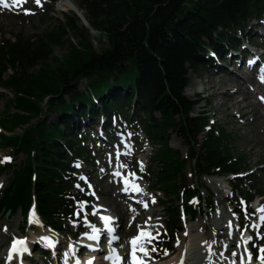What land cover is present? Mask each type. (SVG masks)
Returning a JSON list of instances; mask_svg holds the SVG:
<instances>
[{
	"label": "trees",
	"instance_id": "16d2710c",
	"mask_svg": "<svg viewBox=\"0 0 264 264\" xmlns=\"http://www.w3.org/2000/svg\"><path fill=\"white\" fill-rule=\"evenodd\" d=\"M79 9L87 27L70 12L36 35L0 32V90L12 95L0 92V146L24 157L0 165V177L9 172L0 220L18 210L24 218L33 205L44 228L72 234L78 206L89 200L77 188L86 190L75 167L93 160L81 130L86 122L105 134L125 123L154 148L146 177L166 197L160 244L167 250L180 231V209L191 220L212 211V193L200 186L205 177L226 180L239 218L241 202L250 212L248 204L264 195L262 182L248 174L247 155L230 134L205 115L191 116L200 97L190 100L184 91L190 72L252 42L250 23L264 19V0H79ZM92 32L106 39L105 49H94ZM58 46L66 49L62 59L53 55ZM171 132L187 147L185 158L170 147Z\"/></svg>",
	"mask_w": 264,
	"mask_h": 264
},
{
	"label": "rangeland",
	"instance_id": "374dc122",
	"mask_svg": "<svg viewBox=\"0 0 264 264\" xmlns=\"http://www.w3.org/2000/svg\"><path fill=\"white\" fill-rule=\"evenodd\" d=\"M60 1L61 0H56L55 4H52L50 0H41V6H37L34 2H28L21 9L20 5L22 3L20 4V2H18L17 4L13 3L15 6L11 10H3L0 8V32L4 33L6 38H9V35H14L19 32H23L24 35H36L48 30L56 23L57 19L61 20L62 14H69L70 12L80 20L82 25L87 27L86 22L84 23L85 19L82 18L84 21L81 20L77 16V12L67 9L62 10L59 7ZM70 1L79 9V0ZM51 5L53 7V12L46 14ZM25 12H30L32 14H25ZM250 26H254L255 28L252 38L253 44L252 47H249V50L257 53L259 62L262 64L264 63V19L259 23L253 21L250 23ZM92 40L93 47L97 52L106 48V39L102 35L92 32ZM243 53V55L239 54L237 51L229 53V55L223 58V62L220 61V64L217 63L218 61L214 63L217 67L214 66L215 68L213 69L212 67H208L203 71H198L196 74L190 72L188 74V84L185 88L184 95L190 100H196L198 96L200 97V102L193 107L191 116L196 117L205 115L208 117L209 122L213 123L215 128L219 127L230 134L234 140L235 147L239 151H244L247 155L249 165L251 166V172L260 179L262 186H264V102L260 99V97H264V84H258L254 77V72L258 67H254L251 72L247 68L248 60L246 56H252V54L249 51ZM65 54L66 49L64 46H58L53 49V55L58 57V59L64 58ZM234 56L235 58H233ZM240 59L243 60L241 67L238 66ZM231 74L236 78L234 81L235 83L231 82V85L225 87V84L232 78L229 77ZM236 76H238L240 80L237 79ZM80 88L82 89V87ZM191 91H194V94H192ZM0 92L4 93L8 98L12 97V95L6 91L0 90ZM235 103H239L240 106L244 107L245 116H243L238 108H232ZM2 111L3 102L0 105V112ZM93 123L86 122L82 125L81 129L87 135V146L91 151L93 160L87 162L81 158L75 162L80 178H84L81 179V182L87 187L85 191L87 192L86 195L89 202L87 205L80 207V222L71 223L70 225L72 226V234L78 229L80 230V228L84 229V234L75 239L76 243L75 247H73L72 234L62 237L50 230L43 229L39 225L23 226V215L21 211L18 210L15 214H7L0 220V238L3 243L0 248V264L6 261H4V257L6 252L11 249L15 238L26 240V242L30 243L31 247L30 257H27V260L21 259V261H17L19 264H77V261H80L81 264V262L87 258L86 256H88L85 254L86 252L84 251L83 244L87 243V238L93 235V228L96 230L100 227L102 228L100 222L101 213L96 212V207L105 205V213L111 216L115 214L108 207L107 201L118 194L120 191V183L119 179L111 176V173H113L112 162H114V160L111 159H118V161L122 162L121 165L124 167L129 166L125 172L126 177L130 176V179H134L138 183L140 182L143 184L144 193L150 198L151 202L155 201L153 202L155 205L150 204L151 208L145 207L144 210L146 223L156 224L159 227V229L153 233V235H155L158 232L159 236L156 240L152 241L151 247H155L156 251H150L152 259L148 264H168V262L170 264V261L173 259H176V262L179 261L178 263L180 264L181 260L183 264H187L186 260L189 246L193 245V243L194 245L196 244L195 246L198 251L206 244H211L215 256L221 258L219 253L223 252V258L228 260L231 264L232 260L239 261V257L244 255L243 249L247 248V245L248 247L254 245L258 237H255L254 240L252 238V240L245 245L241 241V230L238 231L237 228H239V224L243 222L242 228H245L246 225L249 226L242 231L244 237L246 238L255 234L256 229H253L250 225L253 223L257 224L256 221H258L257 217L259 215L257 209L264 207V195L260 198L253 199L251 204L248 205L251 214H248V211L245 212V210H241L243 216L239 218L235 214L236 208L233 203L234 199H232V195H229V186L226 180L222 177H205L202 179V184L200 186L204 195H207L208 191L212 193V198H214L212 211H207L205 209L207 216H197L195 220H189L188 215L184 213L186 217H181L180 231L177 233L171 245V249L166 250L164 246L160 244V241L167 234L166 212L160 203L161 201H165L166 197L158 188H151V184L147 181V178H145L146 170L150 167L151 158L154 157L155 154L154 148L146 142V137L141 131H138L133 139L135 144L131 142L132 136L129 132L120 135L119 130L126 128L125 124L115 129L117 132H113L110 136V140L105 141V134L102 129H100L101 126ZM16 132H19V129H16ZM120 142H122L123 145L125 144L127 148L118 150L115 143H119L118 145H120ZM169 145L172 149L178 150L182 158L186 157L188 153L187 147L184 146L181 139L173 132L169 134ZM10 151V147L4 145L0 146V161L9 157L11 158L9 163L13 161L12 163L16 162L18 165L24 157L18 155L16 158H13ZM115 153H125V161H122L120 156L116 158ZM4 163L6 162H0V165ZM132 172H135L134 176ZM189 172L190 168L187 166L185 174H187V178L190 179ZM143 177L146 180H143ZM8 178L9 172H5L1 175L0 192L3 186H6ZM194 181V178H191L190 183ZM146 187L149 188V191L145 190ZM170 197L173 200L176 199L173 195ZM139 199L140 197L137 199V209L143 208V203H140L141 201ZM127 202H129V208L132 212L134 203L130 201ZM258 202L259 204H257ZM179 211L182 213V209ZM151 213H154V216H151ZM135 214L136 211L132 212L131 216L124 218L125 223L123 227L126 224L124 229L126 228L127 230L125 229L124 232L120 230V233H116L118 237L116 244L120 245L121 249L125 252L127 251V243L138 235L139 229L144 225L143 223H137L135 228L128 230V223L129 225L135 223ZM246 214L248 215L247 219L245 218ZM230 222L232 224V238L228 236L230 231L228 225ZM22 229L23 231H21ZM45 238L55 246L54 251H52V249L47 250V248L44 247V245H47L45 243ZM100 238L98 242L100 252L92 256V260H94L93 264H106L100 261V258L103 259L104 252L102 249H104V247H106L109 253V249L104 241V236ZM213 241H215V243H212ZM237 243H241V248H237ZM77 244H79V246H77ZM225 245H227V248H225ZM39 250H43V254L40 253ZM232 251H237L238 256L232 257ZM165 252H167V254H165ZM258 255H260V253ZM69 256H72V258L69 259ZM128 256L129 252H126L121 258L124 262H127ZM252 264H260V261L255 258Z\"/></svg>",
	"mask_w": 264,
	"mask_h": 264
},
{
	"label": "bare ground",
	"instance_id": "6f19581e",
	"mask_svg": "<svg viewBox=\"0 0 264 264\" xmlns=\"http://www.w3.org/2000/svg\"><path fill=\"white\" fill-rule=\"evenodd\" d=\"M7 1V4H10L11 6H14L13 5V0H6ZM4 3H5V1H4ZM1 5V4H0ZM59 7L62 9V10H65V9H67V10H72V11H74V12H77V14L81 17V18H83L84 19V17H83V14H82V11L81 10H79L78 8H77V6L74 4V3H72L70 0H61L60 2H59ZM255 55L257 54V53H254ZM250 61H254V63H250ZM259 61V57L257 58V55H256V57H252L250 60H249V62L247 63V68H248V70L251 72L253 69H254V65L257 63ZM244 62H245V60H244ZM239 64H238V66L239 67H241L242 66V64H243V60L242 59H240V61L238 62ZM246 68V67H245ZM229 77H232V78H230V80H229V82L227 83V84H225V87H227V86H229V85H231V82H234L235 80H236V78L233 76V74H231V76H229ZM237 77V79H239L240 80V78L238 77V76H236ZM227 81V80H226ZM226 81H225V83H226ZM235 83V82H234ZM221 88V87H220ZM237 92H238V90H237ZM236 92V93H237ZM191 93L192 94H194V91L192 92L191 91ZM217 94V93H216ZM217 96V95H216ZM218 96H220V95H218ZM230 97V96H229ZM235 99V98H234ZM244 100H245V98H244ZM243 100V101H244ZM235 101V100H234ZM228 102V101H227ZM245 104H246V102H245ZM234 107H236V108H238L239 110H240V112L243 114V116H245V114H244V107L243 106H240L239 105V103L238 104H236L235 103V105H233V107L232 108H234ZM232 108H230V109H232ZM252 108V107H251ZM254 109V108H253ZM229 110V109H228ZM257 112H258V110H257ZM253 115V114H252ZM241 116V115H240ZM255 116V115H254ZM121 158L123 159V160H125V156H121ZM121 168V169H120ZM119 169H117V170H122V171H124L125 169H123V167H120ZM117 170H115V171H117ZM120 173H121V171H120ZM105 177H106V175H105ZM117 177V176H116ZM118 178V177H117ZM125 180H128L129 182H130V184H132V183H134L135 185H138L139 186V188L140 189H142V191L141 192H139V193H137V192H135V193H137V195H132V191L133 190H129L128 191V193H130V196H125L126 195V193L127 192H125L124 190H120L119 192H118V194H116L114 197H112L109 201H107L108 202V207L111 209V211L112 212H114L115 214H113L112 216L111 215H109L108 213H105L104 211V209H106V206L105 205H103V206H99V207H96L97 208V210H96V212H98V213H101L100 214V216H101V218H100V222H101V225H103V219H102V217H109V218H111V221H112V223H113V225H117V227H118V229H119V231H118V233H120V230H121V232H124L125 231V229H124V227L126 226V224H125V226L123 227V225H124V223H125V221H124V218H126V217H128V216H131V214H132V212H134V211H136V214H135V217H134V224H131V225H129V223H128V227H129V229L128 230H131V229H133V228H135V225L137 224V223H143L144 225H145V223H146V215H145V213H144V209H137V203H138V198L140 197V203H145L146 205H148L149 206V204H151V205H155L153 202H151V200H150V198L144 193L145 191H144V185L143 184H141L140 182L138 183L136 180H134V179H130V178H124V179H121L120 178V181H119V183L121 184L123 181H125ZM145 190L146 191H149V188L148 187H146L145 188ZM125 197V198H124ZM126 199H129L128 201H130L131 203H134V205H133V210L134 211H132L131 212V210H130V208H129V202H127L126 201ZM139 203V204H140ZM107 204V203H106ZM141 205V204H140ZM151 216H154V213H151ZM148 221V220H147ZM148 225H150V226H154V227H149V231H151L152 232V234L156 231V230H158L159 229V227L156 225V224H150V223H147ZM144 225H143V227H144ZM142 227V228H143ZM103 228L104 227H102L101 229L99 228L98 230H97V233H104V230H103ZM127 230V229H126ZM121 236V235H120ZM32 240V239H31ZM33 241V240H32ZM114 241H116V239L114 240ZM113 241V242H114ZM113 242H112V244H113ZM3 243H2V239L0 238V248H1V245H2ZM111 244V245H112ZM92 245V244H91ZM114 245H116V244H114ZM196 245V244H195ZM194 245V243H193V245H190L189 246V251H188V254H187V264H209V260H211V262H212V264H230V262L228 261V260H226L225 258H223V257H221V258H217L216 256H215V254L214 255H212V256H209V254H208V245L206 244L204 247H202L201 249H200V251H198V249H197V247ZM27 247H29L28 248V251H27V253L29 254V255H31V251H30V249H31V247H30V243L28 242H25L24 243V248H26L27 249ZM115 252L116 253H118L119 254V256L120 257H122V256H124V254L126 253V252H130V243L128 242L127 243V251L125 252L124 250H122L121 249V247L119 246V247H117V246H115ZM211 250H212V247H211ZM25 250H23V252H24ZM22 252V253H23ZM112 252H113V249L111 248V249H109V255L111 256L112 255ZM213 253H215L214 252V250L212 251ZM10 253H11V250H9V252L7 253V255L9 256V257H11L10 259H7L3 264H14L15 263V260H14V257L15 256H19V258L22 256V253H21V255L20 254H18V252L16 253H11V256H10ZM243 253V252H242ZM94 254H92V256H93ZM90 256V255H89ZM72 258V256L71 257H69V259H71ZM60 259V258H59ZM89 260H91V259H86V262L87 261H89ZM174 261L176 260V259H173ZM173 260H171L170 262V264H178V262H174ZM217 261V262H216ZM58 262V261H57ZM174 262V263H173ZM108 264H113V262L112 261H110V260H108ZM168 264H169V262H168ZM180 264V263H179Z\"/></svg>",
	"mask_w": 264,
	"mask_h": 264
},
{
	"label": "snow or ice",
	"instance_id": "6c2138e0",
	"mask_svg": "<svg viewBox=\"0 0 264 264\" xmlns=\"http://www.w3.org/2000/svg\"><path fill=\"white\" fill-rule=\"evenodd\" d=\"M18 0H13V3H17ZM0 4H3L4 8H8L9 5L7 3H4V0H0ZM36 4L37 6H41L40 4V0H36ZM25 14H32L30 12H25ZM250 63H254V61H250ZM260 80L262 83H264V69H261V75H260ZM261 101L264 102V97H260ZM117 156H119V153L117 154ZM9 157H6L3 161L0 162H10ZM121 167H123V165H120ZM114 176H120L119 172H115L113 173ZM134 176V174H132ZM81 179H84L83 177H81ZM125 187H124V191L128 192L129 190H133L137 193L141 192L142 189L139 188L138 185H135L134 183L130 184L128 180L124 181ZM155 202V201H153ZM144 207H147V205L145 204ZM257 213L259 214L257 219L259 221L258 224L253 223L250 225V227H252L253 229H258L260 225H264V207L258 208L257 209ZM245 218H248V215L246 214ZM104 223H105V227L106 230L111 233L114 231V229L112 228L111 224V218L109 217H102ZM150 219V218H149ZM32 222V221H30ZM149 227H154V226H150L147 223L144 225L143 228L139 229L138 231V235L135 236L134 238H132L130 240V252H129V256H128V260L127 262H124L122 260V258L115 252V250H113L112 255L109 257H106V259H109L110 261L113 262V264H148V262L152 259L151 255H150V251L151 252H155L156 248L155 247H151L152 245V241L156 240L157 237L159 236V233L157 232L155 235L152 234L151 231H149ZM230 231L228 233L229 238H232V224L231 222L228 225ZM249 227L248 225L245 226V228ZM237 230H240L239 228H237ZM116 237H113V239H115ZM264 238V237H261ZM88 239L90 240H97L98 239V234H97V230L95 228H93V235L89 236ZM252 240L251 236L248 237H244L243 232L241 231V241L243 244H248L250 241ZM45 243L49 246L52 247L54 246L50 241H48L45 238ZM208 243V242H205ZM212 243H215V241H213ZM225 248H227V245H225ZM237 248H241V243H237ZM20 250H27L26 248H24V241L22 240H16L12 243V247H11V253H15L18 252ZM244 255H241L239 257V261L237 260H232L231 264H252V260H253V254L247 249L244 248L243 249ZM258 252L260 253V255H258L256 257V259H258L260 261V264H264V247H259L258 248ZM10 253V256H11ZM165 254H167V252H165ZM208 254L209 256L214 255L215 253L212 252L211 250V244L208 245ZM219 255L221 257L224 256L223 252H220ZM231 256L232 257H237L238 256V252L237 251H232L231 252ZM77 264H80V261H77ZM86 264H93L92 260H89L86 262ZM181 264H183V261L181 260ZM209 264H212L211 260H209Z\"/></svg>",
	"mask_w": 264,
	"mask_h": 264
},
{
	"label": "water",
	"instance_id": "95a60500",
	"mask_svg": "<svg viewBox=\"0 0 264 264\" xmlns=\"http://www.w3.org/2000/svg\"><path fill=\"white\" fill-rule=\"evenodd\" d=\"M77 16H78L81 20H83L79 15H77ZM83 21H84V20H83ZM84 23H85V21H84ZM7 214H8V213H7ZM7 214H6V215H7Z\"/></svg>",
	"mask_w": 264,
	"mask_h": 264
}]
</instances>
